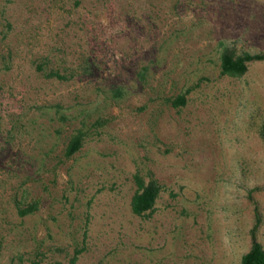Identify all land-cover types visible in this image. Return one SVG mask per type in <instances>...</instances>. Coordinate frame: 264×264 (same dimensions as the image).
<instances>
[{"label":"rangeland","instance_id":"1","mask_svg":"<svg viewBox=\"0 0 264 264\" xmlns=\"http://www.w3.org/2000/svg\"><path fill=\"white\" fill-rule=\"evenodd\" d=\"M227 46L264 50V0H0V264H240L255 203L264 245V59Z\"/></svg>","mask_w":264,"mask_h":264},{"label":"trees","instance_id":"2","mask_svg":"<svg viewBox=\"0 0 264 264\" xmlns=\"http://www.w3.org/2000/svg\"><path fill=\"white\" fill-rule=\"evenodd\" d=\"M77 1V0H76ZM79 1V0H78ZM264 59V50L260 52H248L243 51L241 53L236 52L232 47H224L220 52L219 66L220 73L229 76L242 75L247 69L249 62L252 60ZM37 69L47 76H56L63 78L64 74L54 70H44L40 63H36ZM190 89H187L181 93H178L169 98L171 104L175 107L184 105L187 101V94ZM260 135L264 140V120L262 121L260 128ZM83 143V133L81 130L74 132L67 140L64 146V155L70 156ZM133 179L136 184V189L133 191L130 198V207L133 213L137 215H148L155 207L156 199L162 189V185L159 180L154 176H149L145 179L142 174L136 172L133 174ZM37 207L36 202H32L27 207H19L18 212L25 214L34 210ZM262 216L257 203L254 204L253 223L249 228L250 244L249 247L244 251L240 258V264H264V245L259 239V230L262 225ZM80 253V247H76L69 257L67 263L60 261L45 262L42 264H74L78 254ZM30 264H41L33 261Z\"/></svg>","mask_w":264,"mask_h":264}]
</instances>
